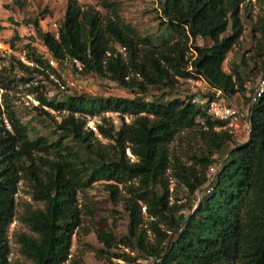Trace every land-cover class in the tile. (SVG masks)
I'll return each instance as SVG.
<instances>
[{
  "label": "trees",
  "instance_id": "obj_1",
  "mask_svg": "<svg viewBox=\"0 0 264 264\" xmlns=\"http://www.w3.org/2000/svg\"><path fill=\"white\" fill-rule=\"evenodd\" d=\"M102 1L106 7L116 4ZM161 2L166 30L177 37L174 42H156L142 36L122 21L118 7L113 9V17L104 18L96 10L83 9L79 0H68L57 35L44 30L39 18L29 21L57 62L70 59L81 65L83 73L109 77L142 95L133 99L73 95L57 103L40 97L54 109L69 112L59 126L64 135L56 142L45 136L30 139L27 125L14 110L8 106L3 109L0 104V124L6 116L15 132L0 127V264H12L8 232L16 216L23 177L31 180L34 199L46 206L24 213L23 220L35 234L21 233L18 238L22 252L31 262L16 264L67 262L74 235L82 225L80 191L99 180L121 182L136 178L141 181V186L134 189L138 198L152 216L165 218L172 231H163L154 222L159 236L154 244L149 245L138 236L142 258H153L156 264H264V91L248 109L249 138L230 148L212 179L206 170L199 177L177 166L191 194L207 182L210 185L198 202L190 203L191 212L180 211L178 216L166 213L169 191L165 176L171 166L169 146L176 136L184 129L202 127L201 136L210 152L223 151L234 141L228 121L215 118L209 104L223 96L232 100L246 90L243 82H236L223 68L228 53L244 32L241 4L245 0ZM18 38L15 30L14 40ZM191 38L209 39L212 44L195 45L194 55L189 56ZM26 48L32 64L15 59L16 64L12 61L10 68L0 69L1 88L11 89L16 69L27 74H43L44 67L55 71L51 59L32 42ZM181 79H203L205 88L185 98L164 100L161 96H147L150 87L163 85L165 90H171ZM218 91L222 93L218 95ZM107 111L122 116L120 125L107 118L104 121H109V126L97 125L100 135L115 142L111 152L103 150L95 131L87 126L88 117ZM126 114L134 116L132 122L125 120ZM64 137H72L85 155L65 145ZM128 149L136 161L128 157ZM36 151L48 156L36 155ZM202 160L206 161L204 165L213 162L210 157ZM157 184L163 187V193H158ZM115 186L110 183L112 191ZM130 210L129 232L135 235L141 212L136 203Z\"/></svg>",
  "mask_w": 264,
  "mask_h": 264
},
{
  "label": "rangeland",
  "instance_id": "obj_2",
  "mask_svg": "<svg viewBox=\"0 0 264 264\" xmlns=\"http://www.w3.org/2000/svg\"><path fill=\"white\" fill-rule=\"evenodd\" d=\"M115 5L106 7L102 0H79L83 9L98 11L102 17H113V9L118 7V14L122 21L132 25L142 36L152 37L156 42L168 40L174 42L177 37L171 35L163 22V8L161 0H110ZM68 0H0V69L11 67L15 59L32 64L27 59L26 45L29 42L36 47L45 57L54 61L50 62L51 68H42L43 74L39 72L27 74L19 69L15 70V81L11 89L0 87V104L3 109L8 106L14 110L17 117L27 125L30 139L45 136L50 142H56L63 136L60 124L68 115V110L54 109L40 97H46L49 101L62 102L70 96H85L88 98L99 97H125L133 99L142 95L136 89L121 86L109 77H101L93 72L83 73L81 65L67 59L57 62L46 50L41 39L36 36L34 26L29 22L31 19L39 18L44 30L53 31L56 35L64 18ZM241 16L244 24V32L240 41L228 53L223 64L224 70L233 79L243 82L246 90L241 91L232 99L242 111L248 114V109L253 99V92H257L262 86L264 79V0H245L241 4ZM15 30L19 38L14 40ZM209 39H190L191 48L187 54L194 55V46H209ZM118 50L125 53V49L117 45ZM15 57V58H14ZM237 77H240L237 80ZM181 79L176 88L165 90L163 85L150 87L148 97L161 96L164 100L181 97L202 88L204 81ZM202 82V85H200ZM249 98V99H248ZM121 115L117 112L107 111L95 116L88 117L87 126L95 131L102 143L103 150L114 151L115 142L105 138L98 133L97 125L109 126V121L120 125ZM0 127L5 126L14 132L8 119H5ZM104 118L109 119L107 123ZM133 115L126 114L125 120L132 122ZM202 125V124H201ZM234 135V141L220 152H210L206 142L201 136L202 127L194 130L184 129L171 142L170 163L171 166L166 173V184L168 187L169 216H178L180 211L191 212L190 203L199 201L210 182L194 194L189 192V186L185 177L178 172L177 166L185 170H191L201 177L204 170L212 179L220 167V163L228 154L230 148L235 144L246 141L250 133V120L242 117L238 123L229 126ZM64 144L85 155L84 149L72 137H64ZM36 155H47L42 151H36ZM131 161L137 157L127 150ZM53 157V155H49ZM202 157L213 159L212 164H206ZM110 183L117 185L114 191ZM141 186V181L133 180L108 181L99 180L92 186L81 190L79 203L82 209V225L73 238L71 256L64 264H156L153 258L144 259L138 251L137 239L141 236L144 242L154 244L158 239L155 224L162 229L172 233L171 224L165 218L152 216L147 205L137 196L136 189ZM134 187V188H133ZM158 193L164 189L160 184L155 185ZM195 203V205L197 204ZM132 203H136L141 212V220L135 235L129 232L131 225ZM45 203L34 199V189L29 178H24L19 184L17 193L16 216L10 225L8 240L10 244V259L12 264L30 263L31 260L22 252L19 235L26 233L34 235L28 224L23 220L26 211L32 209H44Z\"/></svg>",
  "mask_w": 264,
  "mask_h": 264
},
{
  "label": "built area",
  "instance_id": "obj_3",
  "mask_svg": "<svg viewBox=\"0 0 264 264\" xmlns=\"http://www.w3.org/2000/svg\"><path fill=\"white\" fill-rule=\"evenodd\" d=\"M51 62L54 63V61ZM200 85H202V82ZM203 88H205V85ZM263 91L264 79L262 81L261 88L257 90L255 95H253V101L256 100ZM217 93L220 95L222 92L218 91ZM209 111L215 118L228 121V126H233L234 124L238 123L242 117L248 116V114L242 111L241 107L234 103L229 97L224 96L212 100L209 104Z\"/></svg>",
  "mask_w": 264,
  "mask_h": 264
}]
</instances>
